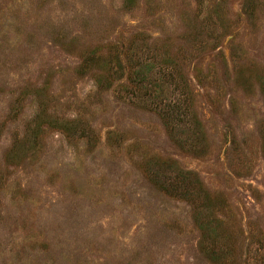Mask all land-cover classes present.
Segmentation results:
<instances>
[{
  "label": "rangeland",
  "instance_id": "1",
  "mask_svg": "<svg viewBox=\"0 0 264 264\" xmlns=\"http://www.w3.org/2000/svg\"><path fill=\"white\" fill-rule=\"evenodd\" d=\"M0 264H264V0H0Z\"/></svg>",
  "mask_w": 264,
  "mask_h": 264
}]
</instances>
